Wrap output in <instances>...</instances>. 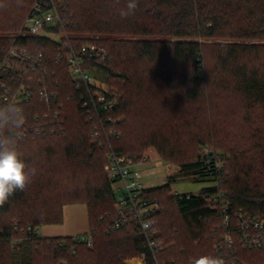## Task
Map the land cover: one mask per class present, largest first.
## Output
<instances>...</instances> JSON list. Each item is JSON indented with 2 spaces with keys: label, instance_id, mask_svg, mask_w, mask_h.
<instances>
[{
  "label": "trees",
  "instance_id": "obj_1",
  "mask_svg": "<svg viewBox=\"0 0 264 264\" xmlns=\"http://www.w3.org/2000/svg\"><path fill=\"white\" fill-rule=\"evenodd\" d=\"M34 2L0 0V58L16 45L33 52L42 51L46 69L40 77L58 95L63 107L59 119H54L51 113L46 115L47 107L38 93L29 101L11 104L3 100L5 88L0 86V110L7 109L12 120L17 115L22 117L18 125L5 128L0 134L16 138V147L30 178L23 191H17L0 206V264H52L58 260L77 264L78 258L84 259V247L100 254L99 264H125L124 256L142 252L150 255L135 221L128 220L120 228L112 227L118 216L104 169L110 148L141 157L147 146H155L163 158L179 165L168 177V183L148 190L160 205L156 214V239L162 244L157 254L159 261L190 264L208 255L231 264L226 254L214 248L222 218L218 204L209 203L207 198L224 192L231 214L242 210L264 218V187L259 175H255L258 168L234 157L232 168L227 166L225 170L218 168L213 158L209 160L201 153L191 160H182L173 144L157 132L144 136L137 145L129 136L131 133L127 135L123 120L118 126L122 129L119 137H111L110 143L102 146L93 142L92 125L75 96L69 68L65 62L56 60L59 43L42 35H18L23 32ZM127 4L128 0H63L70 39L85 43L84 34L95 35L89 40L109 52L104 65L107 81L121 74L126 78L125 85L120 87L121 93H116L118 112L120 108L123 112L129 111L128 107L134 105L136 97L145 89L147 78L137 63L156 64L165 58L193 66L191 72L182 75L181 85L187 101L200 102L207 88L218 87L240 95L248 110L264 111V0H137L134 14L122 17L120 13L126 10ZM13 31L14 35L3 34ZM21 67L28 68V65ZM33 75L38 74L33 72ZM162 78L171 89L179 85L173 82V73ZM1 79H6L5 74L0 73ZM210 106H213L211 101ZM198 143L202 146L207 142L202 139ZM136 148H139L137 153ZM59 163L72 167L73 173L80 170V174L84 168L95 170L101 165L104 183L93 189L75 187L64 198L62 183L54 177ZM179 177L214 180L215 185L202 188L190 197L186 193L183 198L169 195L170 183ZM163 198L174 200L183 223L170 222L166 226L160 222V216L167 215V210L161 207ZM72 202L88 205L90 231L85 235L91 234L92 246L77 241L75 236H41L36 231L38 226L63 222V206ZM28 225L35 230H28ZM196 239L207 243L204 252L199 244H194ZM236 259V264H264V248L239 246Z\"/></svg>",
  "mask_w": 264,
  "mask_h": 264
},
{
  "label": "built area",
  "instance_id": "obj_2",
  "mask_svg": "<svg viewBox=\"0 0 264 264\" xmlns=\"http://www.w3.org/2000/svg\"><path fill=\"white\" fill-rule=\"evenodd\" d=\"M64 8L63 0H35L25 19L23 32L18 35H42L59 43L56 60L67 64L74 83L75 96L92 125L90 137L93 142L102 146L110 143L111 137L121 135L118 126L123 120L118 115L116 92L107 85V75L103 84H95L91 80V72L105 71L104 65L109 52L97 44L73 42L66 30L68 19ZM21 65H28V68L23 69ZM45 69V56L42 51L33 52L18 45L11 47L7 54L0 58V73L6 77L0 80V86L5 88L3 100L11 104L21 103L29 101L38 93L47 107L46 115L51 113L54 119H59L63 104L58 101V95L48 89L46 80L40 77V73ZM33 72H37L38 75L35 77ZM203 154L209 160L213 158L218 168H223L221 158L215 151L207 149ZM148 160L147 154L131 157L110 148L104 169L115 196L118 216L112 227L120 228L126 221L133 220L146 239L150 255L142 252L130 261L127 260L128 264H171L161 262L157 257L162 249V244L156 239L158 234L156 214L160 205L158 200L149 195L148 190L153 186L142 181L145 171L138 167ZM155 164L160 166L163 162L156 160ZM183 194L175 193L181 198L184 197ZM186 194L190 197L193 193ZM207 200L209 203L218 204L221 211L219 238L214 248L220 254H226L231 264L237 262L239 246L244 249L264 248V218L249 215L242 210L231 214L224 192L208 197ZM27 228L30 231L35 230L30 225ZM75 238L89 246L93 244L91 234L77 235Z\"/></svg>",
  "mask_w": 264,
  "mask_h": 264
},
{
  "label": "rangeland",
  "instance_id": "obj_3",
  "mask_svg": "<svg viewBox=\"0 0 264 264\" xmlns=\"http://www.w3.org/2000/svg\"><path fill=\"white\" fill-rule=\"evenodd\" d=\"M15 33L13 31L3 34L14 35ZM91 37H95V35L84 34V39H86L84 42L96 44L89 40L92 39ZM137 64L143 69L147 78L144 84L145 89H142L140 96L136 97L134 105L128 107L129 111L123 112L120 108L118 112V115L123 118L122 122L125 123L127 135L131 133L129 136L132 137L134 143L141 144L142 138L147 137L152 132L161 133L179 151L178 157L180 159L191 160L196 155L211 149L219 155L225 170L227 166L232 168L236 161L233 158L237 157L240 161L258 168L255 175H259L260 182L264 187L263 110L260 108H256L254 111L248 110L240 95L223 91L218 87L207 88L206 94L200 102L187 101L184 97L181 81L182 75L191 72L193 67L191 64L179 63L171 58H165L156 64H148L147 62ZM167 73L175 75L173 82L179 84L177 88L171 89L167 86L166 80L162 78ZM90 74L91 80L95 84H103L106 80V72L103 70H96ZM125 83L126 78L122 74L118 77L111 76L107 81L110 89L117 94L118 92L121 93L120 87ZM210 101L213 103L212 107ZM247 115H249V119L245 118ZM119 131L122 133V129ZM123 132L125 133L124 130ZM202 139L207 143L201 146L198 142ZM135 151L137 153L139 148H136ZM142 153L149 155L147 162L138 165L140 169L145 171L142 181L146 185L166 184L169 182L168 177L179 169L177 163L163 158L155 146L145 147ZM156 160H162L163 165L155 164ZM72 171V167L65 163H59L54 174V177L62 183L61 189L64 192V198L75 187L93 189L102 187L104 183L101 165L95 170L84 168V173L81 174L80 170H76L75 173ZM213 185H215L214 180H194L179 177L178 180L170 183L169 195L175 193L198 194L202 188ZM161 202H164L161 207L167 210V215L164 213L163 216H160V222L166 226L170 222L183 223L173 199L165 200L163 198ZM18 237H15L13 242L17 241ZM194 244H199L203 252L207 248V243L205 245V241L202 242V239H196ZM84 248V259L78 258L77 264H99L102 258L100 254L90 251L92 248ZM132 258L134 256H124L122 261L128 264L127 260L130 261ZM194 261L192 260L190 264H194ZM54 263L67 264V262H60V260L54 261L52 264ZM40 264L44 263L41 262Z\"/></svg>",
  "mask_w": 264,
  "mask_h": 264
},
{
  "label": "clouds",
  "instance_id": "obj_4",
  "mask_svg": "<svg viewBox=\"0 0 264 264\" xmlns=\"http://www.w3.org/2000/svg\"><path fill=\"white\" fill-rule=\"evenodd\" d=\"M137 0H128L126 10L121 11L122 17L134 14ZM22 117L17 115L15 120L9 116L8 110H0V133L5 128L18 125ZM26 163L16 147V138L11 135L0 134V206H3L10 196L17 191H23L29 183ZM194 264H225L217 257L203 255Z\"/></svg>",
  "mask_w": 264,
  "mask_h": 264
},
{
  "label": "crops",
  "instance_id": "obj_5",
  "mask_svg": "<svg viewBox=\"0 0 264 264\" xmlns=\"http://www.w3.org/2000/svg\"><path fill=\"white\" fill-rule=\"evenodd\" d=\"M90 231L88 205L85 202L66 203L63 206V222L37 227L41 236H77Z\"/></svg>",
  "mask_w": 264,
  "mask_h": 264
}]
</instances>
